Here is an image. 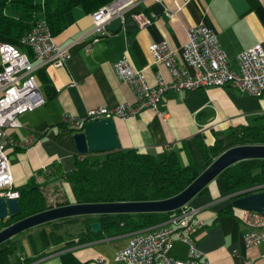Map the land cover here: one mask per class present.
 Wrapping results in <instances>:
<instances>
[{"label":"crops","instance_id":"1","mask_svg":"<svg viewBox=\"0 0 264 264\" xmlns=\"http://www.w3.org/2000/svg\"><path fill=\"white\" fill-rule=\"evenodd\" d=\"M176 2L182 4L183 0L161 3L139 0L130 11L153 15L152 22L140 28L126 16L124 26L101 36L89 51L84 45L93 28L92 13H86L81 6L66 13V27L54 39L59 46L68 47L70 57L62 68H45L56 94L42 106L20 114L22 127L8 131L16 140L26 143L25 147L8 152L14 186L25 184L39 171L55 168L68 172L73 168L74 156L81 154L77 153L72 138L76 132L62 122L64 113L84 118L89 109L97 106L113 108L134 102L132 88L113 69V63L120 58L126 57L134 69L141 71L146 82L154 86L158 77L169 82L173 76L164 66L152 63L149 45L165 39L180 51L187 41V27L204 24L211 28L232 68H236L237 55L242 50L255 43L264 48V0H191L177 16L167 17L164 7L175 10ZM2 42L7 41L0 35ZM179 63L183 65L182 61ZM261 116H264V93L256 98L232 86H212L192 91L168 90L157 111L143 109L133 117L113 120L119 148L148 153L178 149L182 164L200 167L203 160L196 137L202 136L207 143L221 139L227 145L232 141L225 143L224 136L233 137L234 127L257 125ZM101 154L88 153L87 157ZM232 200L224 178L213 179L205 192L187 203L199 208L189 237L200 251V259L210 264H242L245 259L264 264V241L251 246L244 244L246 227L240 222L242 209L235 207L232 212H225L233 206ZM127 241L128 234L91 241L71 238L58 246L37 247V253L29 255L35 259L29 264H127L115 260ZM188 249V243L174 238L169 255L187 259Z\"/></svg>","mask_w":264,"mask_h":264},{"label":"built area","instance_id":"2","mask_svg":"<svg viewBox=\"0 0 264 264\" xmlns=\"http://www.w3.org/2000/svg\"><path fill=\"white\" fill-rule=\"evenodd\" d=\"M161 3L163 0H152ZM191 0L176 2V9L164 7V14L172 18ZM139 0H113L91 14L93 28L84 49L89 51L101 36L108 35L107 25L119 17L122 26L126 16L142 28L152 22L153 15L132 12L130 9ZM187 41L181 50L173 48L167 40L149 45L152 63L162 65L173 76L172 81L158 77L156 84L150 86L141 71L134 69L126 57L113 63L119 79L126 82L134 93L133 103H123L117 107L97 106L87 111L84 118L64 113L62 122L72 131H83L88 121L103 118L133 117L143 109L157 111L163 94L168 90H196L205 87H235L241 93L259 98L264 93V48L255 43L237 55L236 68L221 48L217 34L208 26L198 24L186 28ZM20 44L0 43V197L18 199L19 190L14 187L13 175L9 165L8 152L26 143L16 140L8 131L19 129L22 124L19 115L34 110L45 103V96L37 78V71L47 66L62 68L70 57L68 47L59 46L52 35L47 21L37 19L31 29L21 37ZM23 47L25 50L18 48ZM182 61L183 65L179 63ZM264 189L257 185L243 189L233 196H240ZM198 207L188 204L181 206L165 221L128 234L125 247L115 255V260L127 264H210L201 260V253L189 237L196 222ZM240 222L246 227L243 241L246 246L264 241V214L242 210ZM188 243L189 257L179 259L169 255L173 239ZM242 264H256L252 259Z\"/></svg>","mask_w":264,"mask_h":264},{"label":"trees","instance_id":"3","mask_svg":"<svg viewBox=\"0 0 264 264\" xmlns=\"http://www.w3.org/2000/svg\"><path fill=\"white\" fill-rule=\"evenodd\" d=\"M112 1L0 0V35L8 43L18 45L33 23L44 18L52 35L56 36L66 27L65 15L72 8L81 6L86 13H93ZM13 11L18 14L13 15ZM37 78L45 98L52 99L56 90L46 75L45 68L37 71ZM260 119L261 122L257 125L234 127L233 141L227 145L221 139L215 138L213 142L207 143L202 136L196 137L203 160L200 167L192 163L182 164L178 149L148 153L135 148H119L98 157L76 155L70 171L63 172L55 168L53 171L49 168L39 171L37 176L25 184L15 186L20 193L17 199L19 212L0 220V226L4 228L32 214L69 203L147 201L174 196L226 149L237 145H264V116ZM217 177L224 178L227 191L231 195L243 189L264 185V159L241 160L225 168ZM64 183L69 185L72 200L67 198ZM206 190L207 186L199 193ZM235 197L237 196L232 198ZM234 208L230 206L225 212H232ZM177 210L68 217L41 224L37 237L42 249L61 245L66 241L67 234L58 232L60 224L80 220L82 229L78 236L82 241L112 238L155 226ZM95 221L101 225L97 233H93L90 228V223ZM27 236L33 243L34 237L30 234ZM15 237L0 244V264H20L21 261L29 264L35 260L31 256L22 257ZM32 246L34 253H37L34 243Z\"/></svg>","mask_w":264,"mask_h":264},{"label":"water","instance_id":"4","mask_svg":"<svg viewBox=\"0 0 264 264\" xmlns=\"http://www.w3.org/2000/svg\"><path fill=\"white\" fill-rule=\"evenodd\" d=\"M122 27L119 17L107 25L110 32ZM78 154L105 153L119 149V141L113 118L88 121L83 131L72 135ZM245 159H264V145L232 146L204 168L182 191L169 198L147 201H119L101 203H69L32 214L0 229V244L27 229L68 217L102 214L170 212L187 204L204 187L215 179L225 168ZM232 205L242 210L264 214V189L240 195L232 200ZM19 212L17 199L0 197V220ZM93 233L101 229L99 222L90 223Z\"/></svg>","mask_w":264,"mask_h":264},{"label":"rangeland","instance_id":"5","mask_svg":"<svg viewBox=\"0 0 264 264\" xmlns=\"http://www.w3.org/2000/svg\"><path fill=\"white\" fill-rule=\"evenodd\" d=\"M7 12H9V10ZM18 48L22 49V47H19V46H18ZM224 141H225V143H229V142L233 141V137L231 135H225ZM63 187L65 189L67 198L72 200V196H71L70 188H69L68 184L64 183ZM39 226L40 225L33 227V228H30V229H27V230L20 232L19 234L15 235L16 237L14 239L17 240L18 245L20 246L19 250L21 252V255H25V254L28 256L31 255L34 252L33 246H32L33 243L35 244L36 247L41 248L40 241L37 237V232H38ZM59 228H60V229H58L59 233L65 234V235L67 234L66 235L67 236L66 241H67L71 238H78L79 237L78 233L82 229V225L80 223V220H78L77 222H73V223H61ZM0 229H2L1 226H0ZM29 234L34 237L33 243L27 236Z\"/></svg>","mask_w":264,"mask_h":264}]
</instances>
